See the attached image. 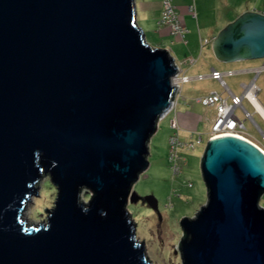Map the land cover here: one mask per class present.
<instances>
[{
	"label": "water",
	"instance_id": "95a60500",
	"mask_svg": "<svg viewBox=\"0 0 264 264\" xmlns=\"http://www.w3.org/2000/svg\"><path fill=\"white\" fill-rule=\"evenodd\" d=\"M211 50L264 58V14L239 15ZM178 72L146 41L134 0H0V264H153L127 203ZM199 168L206 201L180 220L181 264H264V152L215 136ZM44 176L53 207L26 226ZM143 202L157 211L153 195Z\"/></svg>",
	"mask_w": 264,
	"mask_h": 264
},
{
	"label": "rangeland",
	"instance_id": "374dc122",
	"mask_svg": "<svg viewBox=\"0 0 264 264\" xmlns=\"http://www.w3.org/2000/svg\"><path fill=\"white\" fill-rule=\"evenodd\" d=\"M253 1L257 5L255 6L256 9L264 11V0ZM239 15L241 13L236 17ZM236 17L231 21H234ZM137 24L143 29L145 39L149 44L155 47L161 45L169 49L180 70L179 76L185 74L191 77L179 83L174 108L158 121L157 128L148 142L147 159L149 165L146 170L140 173L133 184V196L127 203L131 218L136 224V237L144 242L148 260L153 264H181L179 255V242L182 237L180 220L183 217L193 216L206 201V187L201 177L199 161L215 115L213 106H204L196 99L210 92H216L222 97H227V90L220 85L219 81L208 76L212 67L221 71H226L225 68L232 67L234 70L254 68L261 66L264 63V58L225 63L218 61L213 54L205 51L200 53L198 47L191 53L190 58L194 61L190 63L189 54L184 52L191 48L189 38H187L189 44L186 45L171 34L170 30L168 32L173 39L165 36L162 31L157 32V29H150L141 20H137ZM198 75L203 77L197 78ZM223 80L228 89L237 95L242 94V83L248 84L254 80V84L259 89L256 97L260 103L264 104V70L258 74L255 71L224 74ZM242 104L252 114V119L245 117L244 111L240 108L235 110V115L243 122L244 133L253 142L264 148V144L260 142L259 130H264V120L245 98ZM188 105L196 107L199 116L198 124L192 132L180 127L179 139L188 143L189 139H194L197 133H201L202 142L196 144L193 149L181 151L183 159L179 163L182 169L175 173L173 170L174 161L170 157L171 144L169 141V136L173 130L169 124L174 112ZM190 134H193L192 138H189ZM36 185L38 186V195L29 197L21 215L26 226H38L44 223L47 215L45 208L51 209L55 199V187L47 176H44ZM145 195H153L157 200L156 212L143 202ZM88 197L89 192L83 190L81 198L86 200ZM259 203L264 207V193L261 195Z\"/></svg>",
	"mask_w": 264,
	"mask_h": 264
},
{
	"label": "crops",
	"instance_id": "0c3cea01",
	"mask_svg": "<svg viewBox=\"0 0 264 264\" xmlns=\"http://www.w3.org/2000/svg\"><path fill=\"white\" fill-rule=\"evenodd\" d=\"M134 1L136 22L137 20H141L150 29H157V32L162 31L165 36L172 38L170 36L171 34L168 32L169 29L162 25L158 26L157 23L162 9V0ZM254 2L255 1L253 0H173V4L178 12L179 21L187 29L185 34L186 43L184 44L188 45L190 40L191 48H185L186 50L184 51L186 54H189L188 59L191 57V53L198 47L200 53L205 51L209 54H213L211 50L212 40L216 37L218 32L229 24V22H232L231 20H233L238 14L251 10L259 11L264 14V11L255 8L257 5H255ZM189 5L193 6L194 15L188 11ZM187 38H189V40ZM157 47L162 46L157 45ZM167 50L169 51V49ZM235 67L240 68L239 66ZM216 70L223 74H228L227 72L229 71L236 73L242 72L246 69L234 70V67H232L225 68L224 70L226 71H221L219 69ZM187 77L191 78L189 76ZM173 117L178 121L181 128L188 129L191 132L195 129L199 120L198 111L193 105L179 108L178 111L174 112Z\"/></svg>",
	"mask_w": 264,
	"mask_h": 264
},
{
	"label": "built area",
	"instance_id": "2783aa9c",
	"mask_svg": "<svg viewBox=\"0 0 264 264\" xmlns=\"http://www.w3.org/2000/svg\"><path fill=\"white\" fill-rule=\"evenodd\" d=\"M188 11L193 13V6H188ZM158 26L165 25L169 28L170 33L175 35L178 39H180L183 43H186L185 40V34L187 32V29L184 25L181 24L178 18V12L175 8V5L173 4V0H162V9L160 16L158 18ZM190 63L193 62V59L189 60ZM177 65V64H176ZM178 68V66H177ZM179 70V68H178ZM262 70H264V63L255 68V72L258 74ZM180 70L177 73L176 77L174 78V81L177 85V93L179 91V83L184 82L190 78H188L185 75L179 76ZM228 74H232L231 71L227 72ZM223 73L220 71L211 68L210 72L208 74L209 77L212 79H216L219 81L220 85L227 90V97H222L220 94L216 92H210L202 97L197 98V101L200 102L204 106H213L215 110V115L213 118L212 128L208 134L207 138H212L215 136H221V135H235L242 137L244 139H247L254 143L256 146H258L263 152L264 148L260 147L257 143L253 142L250 137H248L245 133V126L241 120L235 115V110L237 108H240L244 111V116L249 117L252 119V114L249 113L243 106L242 101L245 98L251 106L254 108V110L261 116V118L264 120V104L260 103V101L256 97V93L258 92V87L254 84V81H251L248 84H241V87L243 88L242 94L237 95L234 94L232 91H230L223 80ZM203 76H197V78H201ZM252 92V96L254 99L250 98L248 96V92ZM172 104V108H174L176 103V96ZM170 128L173 130L172 134L169 136V141L171 144L170 148V157L174 161L173 170L175 173H178L181 171L182 166L179 162L183 159L181 155V151L184 149L194 148L196 144H199L202 142V134L197 133L196 138L189 139L187 142H182L181 139H179L178 131L180 130V126L173 117L170 120L169 124ZM260 130L261 134V140L260 142L264 144V130ZM193 134H190L189 138H192Z\"/></svg>",
	"mask_w": 264,
	"mask_h": 264
},
{
	"label": "bare ground",
	"instance_id": "6f19581e",
	"mask_svg": "<svg viewBox=\"0 0 264 264\" xmlns=\"http://www.w3.org/2000/svg\"><path fill=\"white\" fill-rule=\"evenodd\" d=\"M248 96H249L250 98L254 99V97L252 96V92H251V91L248 92Z\"/></svg>",
	"mask_w": 264,
	"mask_h": 264
},
{
	"label": "clouds",
	"instance_id": "9594fccd",
	"mask_svg": "<svg viewBox=\"0 0 264 264\" xmlns=\"http://www.w3.org/2000/svg\"><path fill=\"white\" fill-rule=\"evenodd\" d=\"M175 104H176V103H175ZM171 110H172V109H171ZM171 110H170V111H171ZM170 111H169V112H170ZM169 112H168V113H169ZM168 113H167V114H168ZM177 122H178V121H177ZM207 139H208V138H207Z\"/></svg>",
	"mask_w": 264,
	"mask_h": 264
}]
</instances>
